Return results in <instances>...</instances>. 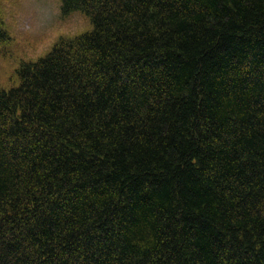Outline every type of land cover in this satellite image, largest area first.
Segmentation results:
<instances>
[{
    "label": "trees",
    "instance_id": "1",
    "mask_svg": "<svg viewBox=\"0 0 264 264\" xmlns=\"http://www.w3.org/2000/svg\"><path fill=\"white\" fill-rule=\"evenodd\" d=\"M89 32L0 88V264H264V0H59Z\"/></svg>",
    "mask_w": 264,
    "mask_h": 264
},
{
    "label": "rangeland",
    "instance_id": "2",
    "mask_svg": "<svg viewBox=\"0 0 264 264\" xmlns=\"http://www.w3.org/2000/svg\"><path fill=\"white\" fill-rule=\"evenodd\" d=\"M91 29L81 12L63 16L58 0H0V88L16 87L19 66L43 57L59 38Z\"/></svg>",
    "mask_w": 264,
    "mask_h": 264
}]
</instances>
